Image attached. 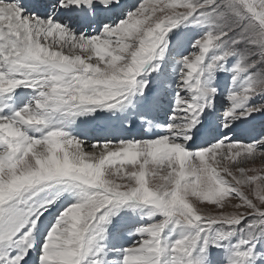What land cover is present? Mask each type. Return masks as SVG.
<instances>
[{
    "label": "snow or ice",
    "instance_id": "6c2138e0",
    "mask_svg": "<svg viewBox=\"0 0 264 264\" xmlns=\"http://www.w3.org/2000/svg\"><path fill=\"white\" fill-rule=\"evenodd\" d=\"M0 264H264V0H0Z\"/></svg>",
    "mask_w": 264,
    "mask_h": 264
},
{
    "label": "rangeland",
    "instance_id": "374dc122",
    "mask_svg": "<svg viewBox=\"0 0 264 264\" xmlns=\"http://www.w3.org/2000/svg\"><path fill=\"white\" fill-rule=\"evenodd\" d=\"M257 166H259V164Z\"/></svg>",
    "mask_w": 264,
    "mask_h": 264
}]
</instances>
